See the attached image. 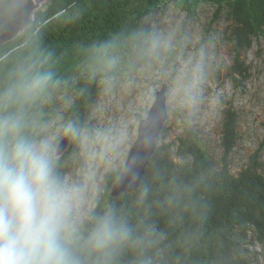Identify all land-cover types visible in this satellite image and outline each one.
I'll return each mask as SVG.
<instances>
[{"label": "clouds", "instance_id": "1", "mask_svg": "<svg viewBox=\"0 0 264 264\" xmlns=\"http://www.w3.org/2000/svg\"><path fill=\"white\" fill-rule=\"evenodd\" d=\"M42 22L34 0H0V33H7L0 43V264H167L169 232L150 219L154 184L162 186L155 204L173 227L198 217L200 182L160 171L149 182L142 180L137 167L129 166L120 178L136 187L143 215L133 221L109 206L85 217L83 210L91 199V162L118 152L126 145L128 132L93 130L76 120H65L59 133L50 130L52 106L63 98L67 80L42 45ZM170 47L156 31L113 35L78 48L77 76L86 85L98 83L111 92ZM207 78L206 53L201 49L183 69L165 78L163 87L147 90V104L131 116L144 149L153 145L167 115L160 101L191 123L204 102ZM208 104L215 109L219 98H209ZM55 115L61 118L58 111ZM62 138L88 162L79 174L63 170Z\"/></svg>", "mask_w": 264, "mask_h": 264}, {"label": "trees", "instance_id": "2", "mask_svg": "<svg viewBox=\"0 0 264 264\" xmlns=\"http://www.w3.org/2000/svg\"><path fill=\"white\" fill-rule=\"evenodd\" d=\"M169 1L53 0L41 12L42 45L52 53L59 74L67 80L66 91L76 94L79 115L92 102L97 89L96 83L86 85L77 76L78 48L113 35L127 37L141 32L145 19ZM201 3L216 9L215 20L227 23L232 62L225 69L234 87H243L251 76L246 53L254 40L264 41V0H174L175 6L188 14H193ZM227 105L217 156L209 154L202 137L189 128L168 146H157L145 170L142 180L149 182L157 171L185 182H200L198 217L186 218L183 224L173 227L155 204L162 186L154 184L149 201L154 214L150 219L169 232L167 264H251L252 248L264 245V139L253 153L236 163L233 155L241 136L237 113L232 103ZM262 126L264 130V122ZM69 147L72 150L62 156V161L69 159L74 144ZM122 170L106 175L108 199L99 202L93 211L112 206L135 221L143 215L136 203L137 190L110 196Z\"/></svg>", "mask_w": 264, "mask_h": 264}, {"label": "rangeland", "instance_id": "3", "mask_svg": "<svg viewBox=\"0 0 264 264\" xmlns=\"http://www.w3.org/2000/svg\"><path fill=\"white\" fill-rule=\"evenodd\" d=\"M52 1L34 0V3L37 11L41 13ZM215 11L211 5L201 3L193 14H188L177 8L174 0L167 2L149 15L142 24V31L158 32L171 46L170 49L161 52L159 60L125 77L111 92H104L96 83L97 93L92 102L84 107L81 115L77 113V97L74 92L65 90L61 93L63 98H58L53 104L52 115L49 117L50 130L53 132L59 133L65 120H76L93 130L125 128L128 132V141L118 152H111L107 158H98L91 162V199L85 204L83 210L85 217L99 202L106 203L108 199L105 196L106 175L124 168L138 129L137 125L132 124L131 116L140 106L147 104V90L158 84L162 86L165 78L183 69L193 54L201 49L206 53L208 71L201 110L193 121L188 123L167 106L168 118L157 146H168L176 141L185 129L190 128L205 141L209 154L217 156L223 111L228 103H232L237 113V125L241 136L233 155L236 163L246 159L263 142L264 41L262 39L253 41L246 53V64L250 67L251 76L243 87H234L225 69L232 62L231 45L226 40L227 23L222 19L215 20ZM6 37L7 33L1 36L0 43L4 42ZM211 97L219 98V104L215 109L209 107L208 100ZM57 111L60 113V119L56 118ZM63 139L65 138L61 141ZM71 150L67 147L62 151L61 159ZM75 153L74 145V150L68 155L69 159L66 162L62 161L63 170L70 174H79V170L88 164ZM252 249L250 257L254 262L251 264H264V245H256Z\"/></svg>", "mask_w": 264, "mask_h": 264}, {"label": "water", "instance_id": "4", "mask_svg": "<svg viewBox=\"0 0 264 264\" xmlns=\"http://www.w3.org/2000/svg\"><path fill=\"white\" fill-rule=\"evenodd\" d=\"M6 33H0V37L3 36ZM163 87V85L161 86ZM156 95H159V90L157 91ZM160 103L163 104V110L167 112V115H165L161 121L160 127L156 133V137H155V141L153 143V145L148 148V149H144L141 144H140V128L138 126L137 129V136L136 139L131 147V149L129 150V153L127 155V159L124 165V168H127L129 166H135L137 167L140 177L143 179L144 174H145V170L152 158V156L154 155L156 148H157V141L158 138L161 134V132L163 131L164 125L167 121L168 118V109H167V104L164 103L163 101H160ZM70 145V141L67 140L66 138L63 139L60 143V153L62 151H64L67 147H69ZM59 153V154H60ZM122 170V171H123ZM136 190L135 186H130L127 180H121L120 176L117 179V181L113 184L112 188H111V196L112 197H116L122 193L125 192H133Z\"/></svg>", "mask_w": 264, "mask_h": 264}, {"label": "bare ground", "instance_id": "5", "mask_svg": "<svg viewBox=\"0 0 264 264\" xmlns=\"http://www.w3.org/2000/svg\"><path fill=\"white\" fill-rule=\"evenodd\" d=\"M157 149V148H156Z\"/></svg>", "mask_w": 264, "mask_h": 264}]
</instances>
